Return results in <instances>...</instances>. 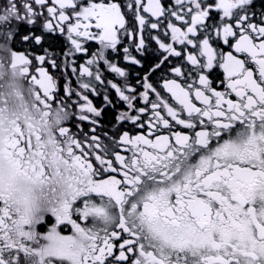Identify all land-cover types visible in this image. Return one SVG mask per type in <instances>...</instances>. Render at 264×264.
Segmentation results:
<instances>
[{"label": "snow or ice", "instance_id": "obj_1", "mask_svg": "<svg viewBox=\"0 0 264 264\" xmlns=\"http://www.w3.org/2000/svg\"><path fill=\"white\" fill-rule=\"evenodd\" d=\"M0 264H264V0H0Z\"/></svg>", "mask_w": 264, "mask_h": 264}]
</instances>
